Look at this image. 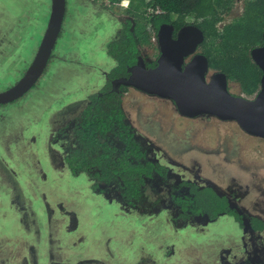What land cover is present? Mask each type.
Instances as JSON below:
<instances>
[{"label": "rangeland", "instance_id": "374dc122", "mask_svg": "<svg viewBox=\"0 0 264 264\" xmlns=\"http://www.w3.org/2000/svg\"><path fill=\"white\" fill-rule=\"evenodd\" d=\"M116 3L67 0L46 72L25 97L0 107V264H149L142 263V255L133 256L142 248L153 264H217L227 249V257L239 262L254 244L231 219L201 232L176 231L166 214L127 212L94 196L86 176L73 177L62 163L61 143L51 141L104 87L105 74L116 65L107 45L130 17V2L128 7ZM244 6L238 0L218 27L242 15ZM50 14L51 0H0V89L23 78ZM140 51L146 62L158 55L152 44ZM229 90L249 98L235 82ZM123 107L137 132L157 147L161 161L173 162L170 166L185 178L226 192L236 185L244 211L264 217V140L213 117L188 121L172 102L132 88ZM66 210L77 216V232L68 231ZM254 241L264 248L263 234Z\"/></svg>", "mask_w": 264, "mask_h": 264}, {"label": "trees", "instance_id": "16d2710c", "mask_svg": "<svg viewBox=\"0 0 264 264\" xmlns=\"http://www.w3.org/2000/svg\"><path fill=\"white\" fill-rule=\"evenodd\" d=\"M237 1L129 0L130 17L107 45V55L116 65L105 74L104 87L92 94L77 117L51 139L62 144V162L73 177L86 176L95 194L126 210L156 216L164 209H174L172 219L182 218V227L206 226L229 215L245 231L249 229L236 205L214 185L183 180L161 163L155 147L137 132L124 110L123 96L129 88H116L117 82L128 79L130 69L139 63L140 47L151 45L152 36H158L163 24L174 23L179 28L186 22L204 33L201 48L210 69L238 83L247 97L255 96L262 72L252 60L251 51L264 44V0H244L242 15L219 28ZM150 7H159L164 14L149 17ZM165 194L170 205L164 202ZM254 222L256 229H264L261 222Z\"/></svg>", "mask_w": 264, "mask_h": 264}, {"label": "water", "instance_id": "95a60500", "mask_svg": "<svg viewBox=\"0 0 264 264\" xmlns=\"http://www.w3.org/2000/svg\"><path fill=\"white\" fill-rule=\"evenodd\" d=\"M67 14V0H51V14L38 51L23 78L5 91L0 89V106L25 97L42 78L53 57ZM173 27L161 26L158 33L160 57L154 68L139 60L130 69L128 79L117 86L136 89L151 96L172 101L178 113L189 119L214 117L235 122L251 137L264 140V44L251 51V58L262 72L260 88L252 98L233 95L224 73L212 74L209 60L196 55L205 40L195 26L183 27L173 39ZM264 42V33H263Z\"/></svg>", "mask_w": 264, "mask_h": 264}, {"label": "flooded vegetation", "instance_id": "af4514ba", "mask_svg": "<svg viewBox=\"0 0 264 264\" xmlns=\"http://www.w3.org/2000/svg\"><path fill=\"white\" fill-rule=\"evenodd\" d=\"M119 3H122V0H117V3H116V5L118 6L119 5ZM175 19L176 18H174V20H173V22L175 21ZM163 25H170V26H172L173 27V39H177V37H178V33H179V31L183 28V27H186V26H195V27H197L196 25H194V24H186V22H183L182 23V26L181 27H179L178 28V26H176V25H174V23H165V24H163ZM162 25V26H163ZM220 25V24H219ZM218 25V26H219ZM161 28V27H160ZM200 29V28H199ZM201 30V29H200ZM202 31V30H201ZM204 34V33H203ZM204 42H205V40H204ZM203 42V43H204ZM203 43L201 44V45H199V47H198V50H197V52H196V55H204L203 54V51H202V45H203ZM151 44L156 48H158V55L157 56H155V58H154V60H151L150 62H146V61H144V58H143V56L141 57V59H142V62H144L145 64H146V67L147 68H154L156 65H157V59H159V57H160V48H159V40H158V36L157 35H153L152 36V38H151ZM205 56V55H204ZM140 59V60H141ZM151 63H156L155 64V66H150V64ZM215 73H217V72H214L213 70H211L210 69V73H209V75L207 76V79L208 80H210V77H211V75L212 74H215ZM230 82H232V81H229V83ZM238 84V83H237ZM116 88H117V90H118V88H119V86H116ZM129 89H131V88H129ZM2 91H5V90H7L6 88H3V89H1ZM141 92V91H140ZM143 93V92H142ZM126 94H128V92L126 93ZM125 94V95H126ZM144 94H146V93H144ZM146 95H148V94H146ZM149 96H151V95H149ZM153 97H156V96H153ZM123 98H124V96H123ZM158 98V97H157ZM159 99H161V98H159ZM162 100V99H161ZM163 100H165V99H163ZM168 101H170V100H168ZM18 101H16V102H13V103H11V104H15V103H17ZM170 102H172V101H170ZM173 103V102H172ZM174 104V103H173ZM8 105H10V104H8ZM8 105H1L0 107H5V106H8ZM174 106H175V104H174ZM175 108H176V106H175ZM82 111V110H81ZM176 111H177V108H176ZM178 112V111H177ZM76 115H77V113H76ZM76 115H74V117L73 118H75L76 117ZM178 115L180 116V117H182V118H184V119H186V120H194V119H189V118H185V117H183V116H181L179 113H178ZM199 118V117H198ZM214 118V117H213ZM195 119H197V118H195ZM217 119V118H216ZM220 121V120H219ZM222 122V121H221ZM232 123H235V122H232ZM61 127H63V126H61ZM60 127V128H61ZM240 128V127H239ZM57 132V131H56ZM144 138V137H143ZM263 140V139H262ZM148 142L149 143H151L149 140H148ZM152 144V143H151ZM62 145V144H61ZM153 145V144H152ZM154 146V145H153ZM155 147V149H156V152L158 153V156H159V159H160V161H161V153L158 151V149H157V147L156 146H154ZM63 163V162H62ZM161 163L163 164V165H165V166H167L168 168H170V169H172L173 170V172L175 173V174H177V175H179L183 180H187V181H194V182H196V183H198L200 186H206V184H211V183H206V182H203V181H201L199 178H196V179H190V178H185V177H183L181 174H179L178 172H176L175 171V169L173 168V167H171L170 166V164H172L173 162H167V163H164L163 161H161ZM80 177V176H79ZM76 178H78V177H76ZM213 185V184H212ZM215 187V186H214ZM218 189V188H217ZM92 190V189H91ZM218 190H220V189H218ZM222 193H224L225 195H227L230 199H231V201L236 205V207L239 209L238 211H240L242 214H243V216L245 217V219L247 220V222L249 223V229L248 230H244L243 228H242V226H241V224L239 223V222H237L236 221V218L234 217V216H229V215H225V216H222V217H220L219 219H217L215 222H213V223H216V222H218V221H221L222 219H224V218H229V219H231L234 223H235V225L237 226V228H239L240 230H241V236H244L245 237V240H247V237L250 239V241L248 242V243H252V244H254L252 247H251V249L247 252V255H246V257L244 256L243 258H241L240 260L241 261H239V262H237V260L236 259H233L232 258V260H230V258H228L227 257V255L228 254H230V252H231V250H225L221 255H223L222 257H221V261L220 262H218L217 264H264V248L262 247V245H261V243H262V241H260V242H257V241H254L253 242V240L255 239V238H257L258 237V235H264V229H256V227H255V222H254V220H257V221H259V222H261L263 225H264V217H262V216H259V215H256V214H250V215H248V213H246V211H244L245 209L239 204V199H240V194H239V192H238V190H237V186L236 185H233V188H231V190L229 191V192H226V191H223V190H220ZM92 193H93V195L94 196H97V197H100V198H102L103 196H101V195H97V194H95L94 192H93V190H92ZM167 193V192H166ZM165 196H167L166 194L165 195H163L162 197H164V202L166 203V205L168 204V205H170V203H168L169 202V198H167V197H165ZM104 198V197H103ZM107 200V199H106ZM121 205V204H120ZM62 207V206H61ZM123 207V206H122ZM127 212H130V211H133L134 213H137V211H134V210H126ZM65 213H64V215H67V216H69V219H70V223H71V225H69V229H68V231L69 232H74V231H76L77 229H78V218H77V216L75 215V213H73V212H68L67 210L66 211H64ZM173 212H175V210L174 209H164L163 211H160V212H158V214L156 215V216H158V215H167V217H168V222L170 223V224H173V226L175 227V229H176V231H180V230H182V229H191V228H199L200 230V232L202 231V228L204 227L203 225H198V224H188V225H190V226H185V227H182V224H183V220H182V218L180 219H177V220H173L172 219V216H174V213ZM140 215H142V214H140ZM142 216H144V217H152V216H146V215H142ZM213 223H211V224H213ZM230 224H231V222H229ZM211 224H209V225H211ZM232 225V224H231ZM206 226H208V225H206ZM205 226V227H206ZM236 228V227H235ZM262 228H264V227H262ZM77 232V231H76ZM237 236H238V234H237ZM251 238H252V241H251ZM243 239V238H242ZM236 242H239V241H236ZM143 249V251L142 252H136V253H134V258L136 257V258H138L140 255H142V263H149V264H153L154 262H153V260H152V258H149L150 256L148 255V254H146L145 253V249L144 248H142ZM170 256V255H169Z\"/></svg>", "mask_w": 264, "mask_h": 264}, {"label": "built area", "instance_id": "2783aa9c", "mask_svg": "<svg viewBox=\"0 0 264 264\" xmlns=\"http://www.w3.org/2000/svg\"><path fill=\"white\" fill-rule=\"evenodd\" d=\"M127 1V4H125V1L122 3L123 6L125 7H128L129 5V1ZM164 14V11L159 8V7H150L148 10H147V16L149 17H153V16H158V15H162Z\"/></svg>", "mask_w": 264, "mask_h": 264}]
</instances>
